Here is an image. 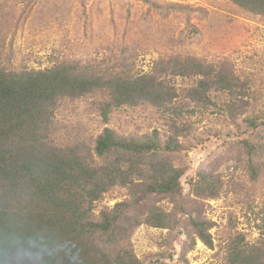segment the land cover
I'll return each instance as SVG.
<instances>
[{
  "label": "rangeland",
  "instance_id": "rangeland-1",
  "mask_svg": "<svg viewBox=\"0 0 264 264\" xmlns=\"http://www.w3.org/2000/svg\"><path fill=\"white\" fill-rule=\"evenodd\" d=\"M175 58L231 73L247 87V111L233 118L224 93H211L207 106L196 103L189 91L199 78L174 76L176 98L167 110L124 107L105 121L103 98L88 96L64 102L54 121L63 141L89 147L105 128L134 137L158 131L163 140H176L183 148L170 159L185 171L181 195L148 203L173 214L176 228L143 225L128 246L145 264H224L227 245L238 236L250 244L264 241V153L255 161L260 173L253 179L241 145L248 140L264 146V17L228 0H0V66L7 70H44L78 60L144 75ZM249 116L261 118L257 131L244 125ZM204 172L222 181L219 198L197 195L195 183ZM126 199L129 193L118 188L98 206ZM190 214L213 224V249L197 238Z\"/></svg>",
  "mask_w": 264,
  "mask_h": 264
},
{
  "label": "trees",
  "instance_id": "trees-1",
  "mask_svg": "<svg viewBox=\"0 0 264 264\" xmlns=\"http://www.w3.org/2000/svg\"><path fill=\"white\" fill-rule=\"evenodd\" d=\"M255 16L264 17V0H228ZM197 77L189 91L207 106L213 92L229 98L233 118L247 111V87L226 70L194 59L157 62L152 72L102 70L78 60L61 61L44 70H7L0 66V264H145L128 244L147 225L172 229L173 214L148 205L153 197L176 199L185 174L170 156L178 142L163 140L158 131L143 137L105 128L92 147L58 137L55 118L66 101L100 96L105 121L114 110L139 105L170 108L176 92L170 77ZM246 117L248 129L263 125ZM176 126V125H175ZM248 173L257 179L264 146L244 140ZM196 193L217 199L222 181L204 172ZM125 189L130 199L99 208L105 195ZM182 213H186L182 209ZM197 238L213 249L211 222L189 215ZM224 264H264V241L247 243L238 236L227 245ZM152 264V263H149Z\"/></svg>",
  "mask_w": 264,
  "mask_h": 264
}]
</instances>
